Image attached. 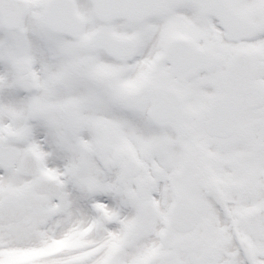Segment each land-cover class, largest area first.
<instances>
[{
  "label": "snow or ice",
  "instance_id": "6c2138e0",
  "mask_svg": "<svg viewBox=\"0 0 264 264\" xmlns=\"http://www.w3.org/2000/svg\"><path fill=\"white\" fill-rule=\"evenodd\" d=\"M0 264H264V0H0Z\"/></svg>",
  "mask_w": 264,
  "mask_h": 264
}]
</instances>
